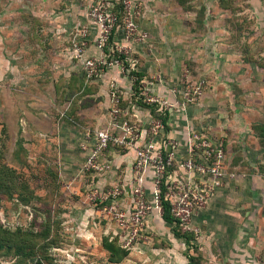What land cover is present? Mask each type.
Segmentation results:
<instances>
[{
	"label": "rangeland",
	"instance_id": "1",
	"mask_svg": "<svg viewBox=\"0 0 264 264\" xmlns=\"http://www.w3.org/2000/svg\"><path fill=\"white\" fill-rule=\"evenodd\" d=\"M220 2L245 9L227 26L252 36L226 46L251 56L174 59L179 72L195 68L192 82L205 81L194 100L202 98L210 135L237 174L193 220L198 236L177 235L155 212L141 224L111 217L92 187L25 153L27 140L7 126L0 106V236L12 240H0V264H264V184L257 182L264 180V0ZM216 65L223 67L216 75L202 72Z\"/></svg>",
	"mask_w": 264,
	"mask_h": 264
},
{
	"label": "crops",
	"instance_id": "2",
	"mask_svg": "<svg viewBox=\"0 0 264 264\" xmlns=\"http://www.w3.org/2000/svg\"><path fill=\"white\" fill-rule=\"evenodd\" d=\"M134 1L140 6L139 32L146 35L144 42L131 43L135 74L141 76L152 93L175 105L164 117L161 141H176L177 161L188 158L193 133H200L221 145L210 135L202 112V98L191 102L185 100V69L179 72L174 59H220L233 57L235 53L234 56L241 58L250 57V54L246 55L247 50L237 54L239 50L226 46L252 36L248 31L236 34L227 26L235 14L245 9L237 7L238 10H233L220 0ZM90 3L91 0H0V106L7 113V126L16 130V136L27 140L25 153L40 154L45 165H56V172L63 173L62 176L75 175L77 181H83L84 186L92 187L91 190L101 192L119 187L123 192L119 209L126 210L132 204L134 152L109 149L98 159L109 169L93 175L83 171L89 152L83 147L87 144L89 149L93 145V141L87 140V132L108 127L113 85L123 93L124 104L143 131L149 126L151 112L140 103L139 107L137 103L134 105L132 93L135 87L118 71L106 69L100 77L89 81L80 63L72 58L70 39L77 26L89 31L86 56L100 55L94 44L95 27L87 18ZM123 43L122 33L117 29L110 48ZM193 43H202V46L193 47ZM222 68L204 66L202 72L216 75ZM189 69L188 74L192 77L195 68ZM161 141L159 146H162ZM177 176L188 178L181 173ZM233 181L236 180L226 181L223 187ZM263 181H257L258 185L262 186ZM151 186V175L148 174L145 179L148 199ZM256 196L254 190L253 198ZM203 212L200 210L196 216L200 217Z\"/></svg>",
	"mask_w": 264,
	"mask_h": 264
},
{
	"label": "built area",
	"instance_id": "3",
	"mask_svg": "<svg viewBox=\"0 0 264 264\" xmlns=\"http://www.w3.org/2000/svg\"><path fill=\"white\" fill-rule=\"evenodd\" d=\"M117 7L121 9V24H118ZM139 15V3L134 0H91L87 18L97 33L94 44L100 52L99 56H86L89 37L86 28L77 26L71 35L72 58L82 66L86 80L100 77L106 69L116 70L131 86L135 87L138 84V92L132 93L134 105L137 103L136 106L139 107L140 103L151 112L149 126L143 131L133 120L129 107L123 105L125 100L123 93L113 85L110 93L108 127L93 133L87 132V140L93 141V145L89 149L87 144L83 147V150L89 151L83 171L93 175L105 173L109 167L100 164L98 159L111 148H117L123 153L133 151L135 159L132 165L130 214L119 212V199L123 194L119 187L115 186L101 192L94 190L92 194L95 195V200L106 204L105 211L111 217L124 222L129 216L132 221L139 224L151 212L155 211L163 216L166 203L174 223L179 226L181 232L198 236L199 230L193 225L195 216L205 208L213 194L236 175L226 169L221 145L207 136L193 133L190 138L189 156L181 161L176 160L178 147L176 141L171 139L161 141L163 119L167 113L173 111L175 105L152 93L145 82L134 74L136 65L132 58L131 43H142L146 40V35L139 32L137 24ZM117 29L121 31L124 43L110 48L111 37ZM185 71L184 95L185 100L191 102L202 95L205 81L192 82L188 71ZM151 109L155 110L156 117ZM160 141L162 146L158 144ZM178 173L186 174L188 178H181L177 176ZM148 174L151 175L152 184L149 199L145 188Z\"/></svg>",
	"mask_w": 264,
	"mask_h": 264
},
{
	"label": "trees",
	"instance_id": "4",
	"mask_svg": "<svg viewBox=\"0 0 264 264\" xmlns=\"http://www.w3.org/2000/svg\"><path fill=\"white\" fill-rule=\"evenodd\" d=\"M116 11H117L118 18H119L118 24H121V12H120L121 9L117 7V8H116ZM114 33H115V32H114ZM112 37H113V35H112ZM112 37H111V40H112ZM110 43H111V42H110ZM110 43H109V44H110ZM134 74H135V73H134ZM135 75H136V76H139L138 74H135ZM139 80H141V76H139ZM138 88H139V86H138V84H137V85L135 86V91H136V92H138ZM123 105L125 106L124 103H123ZM151 110H152V114L156 117L157 114L154 113L155 110H154V109H151ZM163 121H164V123H165L166 118H164ZM162 218L165 220V222H166L167 224H170V225H172V226L174 227L175 232H176L177 235H180V236H183V237H193V236H194L192 233H182V232H181L179 226L176 225V224L174 223V220H173V218L171 217L170 212H169V207H168V205H167L166 203H164V214H163ZM0 240L6 242V243L9 244L10 246L12 245L11 236L8 235V234H6V233H4L3 235L0 236ZM2 241H0V246H1V247H3L4 244H5V243L2 242ZM10 246H8V247H10Z\"/></svg>",
	"mask_w": 264,
	"mask_h": 264
}]
</instances>
